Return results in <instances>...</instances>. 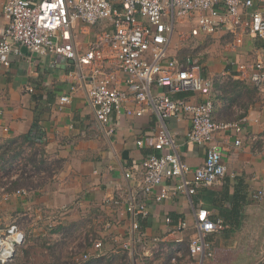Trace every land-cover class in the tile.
<instances>
[{
	"label": "crops",
	"instance_id": "0c3cea01",
	"mask_svg": "<svg viewBox=\"0 0 264 264\" xmlns=\"http://www.w3.org/2000/svg\"><path fill=\"white\" fill-rule=\"evenodd\" d=\"M252 1L253 10L264 15V0ZM245 17L248 18V14ZM8 23L3 0H0V34ZM98 31V26L77 22L73 30L76 47L85 51ZM241 35L242 43L235 45L231 34L223 31L213 36L204 34L192 18L177 22L171 43H177L181 56L190 54L192 57L178 58L170 44L172 56L187 61L188 65L198 63L204 76L215 80L210 95L214 102V121L228 124L243 117L247 119L243 134L219 130L215 135L226 167V174L217 185L200 188L192 197L163 203L148 201L149 217L142 223L143 231L149 238H165L161 247L168 246L171 252L180 249V262L189 256L195 212L203 208L212 218H222L227 226L224 231L207 236L213 256L205 258L204 264H264V199L253 197L264 179V89L257 91L237 71L239 64L264 63V37L243 31ZM10 59L9 68L0 66V140L29 133L40 119L39 126L45 136V157L50 162H58L60 167L42 186L0 197V228L26 221L33 225L34 232L40 231L36 234L38 239L47 241V245L52 243L48 248L29 249L30 253L37 251L38 255L47 256L49 262L29 264H60L59 244L67 239L69 229L83 232V236L87 231L94 233L95 241H104L106 256L113 255V241L109 238L126 240L131 232L129 216L120 218L119 208L112 202L119 197L128 198L135 191L133 182L126 180L125 172L130 168L139 169L148 154L159 156L167 152V149L164 152L151 148L142 150L136 144L140 137L156 134L160 125L158 116L149 112L133 117L122 111L114 116L116 132L109 135L89 102L88 78L85 82L79 78L77 82L69 75L76 68L73 61L58 56L36 58L27 50H23L21 57L12 55ZM87 72L85 69L84 75ZM115 76V84L126 89V74L116 71ZM73 84L80 87L78 92L71 103L61 106L60 98L70 93ZM165 92L164 88L152 87L154 95ZM128 106L133 107V102ZM166 125L177 140L183 161L192 168L203 165L206 148L186 140L189 120L169 119ZM237 139L241 140L239 146L235 143ZM140 199L144 197L138 195L137 200ZM181 222H186L188 228L178 233L176 228ZM86 253L95 257L99 252L93 244ZM134 256L147 264H161V260L163 264H171V256L162 259L155 251L141 247L135 248ZM15 259L9 264H18Z\"/></svg>",
	"mask_w": 264,
	"mask_h": 264
},
{
	"label": "built area",
	"instance_id": "2783aa9c",
	"mask_svg": "<svg viewBox=\"0 0 264 264\" xmlns=\"http://www.w3.org/2000/svg\"><path fill=\"white\" fill-rule=\"evenodd\" d=\"M253 6L252 0H3L9 23L0 34V66L9 68L10 57H21L24 48L32 57L58 56L73 61L76 68L69 75L77 82L79 78L82 82L88 78L89 102L101 127L109 135L116 132L114 116L122 111L133 117L153 112L159 118L156 134L140 137L136 144L142 150L151 148L164 152L167 149V152L159 156L148 154L139 169L130 168L125 172L126 180L133 182L136 192L112 202L119 208L120 218L129 216L131 232L126 240L109 238L113 241V254L127 252L135 257V248L141 247L155 251L162 259L171 256L170 263L179 264L180 249L171 252L168 246L161 247L165 238H149L142 229V223L149 217L148 201L163 203L192 197L200 188L217 185L225 176L226 167L215 135L219 130L243 134L247 119L243 117L228 124L214 121V102L210 95L215 80L205 77L198 63L188 65L172 56L170 44L177 22L192 18L204 34L213 36L219 31L231 34L235 45L242 43V31L264 37V15L253 10ZM77 22L99 27L85 51L76 47L73 30ZM110 68L126 74V89L115 84L116 71L109 72ZM85 69L87 75H84ZM237 71L262 92L263 62L239 64ZM153 86L164 88L166 92L154 95ZM79 88L76 84L71 85L70 93L63 95L59 104L71 103ZM180 93L190 95L174 97ZM130 102L133 107L128 106ZM169 119L189 120L186 140L206 148L203 165L192 168L183 161L177 140L166 125ZM235 143L239 146L241 140L237 139ZM138 195L144 200H137ZM253 197L264 199V179ZM195 216V232L190 237L186 259L188 264H204L205 258L213 256L207 236L222 232L227 226L222 218H212L203 208L197 209ZM170 222L168 217L167 223ZM187 228L188 224L181 222L176 230L179 233ZM24 242L25 233L16 224L0 228V264L14 261L17 248ZM94 247L99 252L96 258L106 256L104 241H95ZM90 257L73 253L76 262Z\"/></svg>",
	"mask_w": 264,
	"mask_h": 264
},
{
	"label": "rangeland",
	"instance_id": "374dc122",
	"mask_svg": "<svg viewBox=\"0 0 264 264\" xmlns=\"http://www.w3.org/2000/svg\"><path fill=\"white\" fill-rule=\"evenodd\" d=\"M175 37L177 40L179 39L178 34ZM171 45V49L174 46V51L177 52L176 54L178 55V58L188 59L189 57H192L190 54H182L183 56H181L180 52L178 53L177 50V43ZM8 147L10 146L7 140H0V197L3 196V194H11L12 192L18 193L19 191L35 189L39 186H42V184L50 181V179L53 178L55 172L60 167L59 163L52 161L50 162L45 157V153L42 154L39 152L42 154L43 160L45 161V169L51 166L50 169H53V171L47 172L45 169H42L40 172H37V170L28 162V158L35 150H32L27 145L21 147L20 144H18L12 145L7 154H5V149ZM41 154H39V158L41 157ZM15 183L17 184L15 185ZM16 225L21 231L25 233V242L17 248L16 258H19L20 261L18 259H15V261H18V264H29L30 262H49L47 256H40L37 254V251H32L31 254L29 249L36 247L48 248L53 246L52 243L48 242L49 245H47L45 244L47 241L38 239L39 237L36 234H38L40 231L34 232V227L31 223L27 224L25 221L21 225L19 223H16ZM82 233H80V231L74 230L72 232L73 235L69 236L68 234L67 239L64 240V242L66 241L65 245L59 244L58 250L59 259L61 258V264H64V262H69V264H71V259H68L69 256L73 255V253H86L87 248L92 246L97 239L95 238L96 236H94L95 234L90 231H87L85 234L88 237L85 235L83 236ZM89 235L91 236L89 237ZM28 252L30 254H28ZM124 255V252L115 253L112 255L114 258L109 264H147V261L143 263V260L138 259L139 256L137 257L138 260H136L133 255H128L126 256V259H123ZM106 257L110 258V255H107ZM89 260L90 259L87 261ZM161 261L164 263L163 260ZM188 262L189 261L185 259L179 264H188ZM103 264H108V262L105 260Z\"/></svg>",
	"mask_w": 264,
	"mask_h": 264
},
{
	"label": "trees",
	"instance_id": "16d2710c",
	"mask_svg": "<svg viewBox=\"0 0 264 264\" xmlns=\"http://www.w3.org/2000/svg\"><path fill=\"white\" fill-rule=\"evenodd\" d=\"M185 63H187V61H185ZM189 95L190 94H188V93H180V94L174 95V97L175 98H184V97H188ZM39 122H40V119H38L35 122L33 129L29 133H27V134H25L19 138L7 140L10 147L5 149L6 151L4 152L5 154H7L8 150L11 148L12 145L20 144L21 147L24 145L29 146L32 150H35V151L28 158V162L37 170V172H40V170L45 169V161L43 160V156H42V154L44 153L45 136H44V133L42 132V130L39 126ZM39 152H41L42 154ZM39 154H41L40 158H39ZM50 168H51V166L46 168L45 170L47 172L53 171V169H50ZM16 184L17 183H15V185ZM68 232H69V236L73 235L72 234L73 231H71L70 229L68 230ZM65 244H66V241L62 243V245H65ZM124 253H125V255L123 256V259H126V256H128L129 254L127 252H124ZM71 256L68 257V259H71L70 260L71 264H103V262L105 260L109 264L111 262V260L114 258V256H112V255H110V258H107L106 256H102V257H98V258L91 256L89 258L90 259L89 261L86 260V261L76 262L73 258V255H71ZM59 263L61 264V262H59ZM64 264H69V262H64Z\"/></svg>",
	"mask_w": 264,
	"mask_h": 264
},
{
	"label": "water",
	"instance_id": "95a60500",
	"mask_svg": "<svg viewBox=\"0 0 264 264\" xmlns=\"http://www.w3.org/2000/svg\"><path fill=\"white\" fill-rule=\"evenodd\" d=\"M23 50H25L26 51V49L24 48Z\"/></svg>",
	"mask_w": 264,
	"mask_h": 264
}]
</instances>
